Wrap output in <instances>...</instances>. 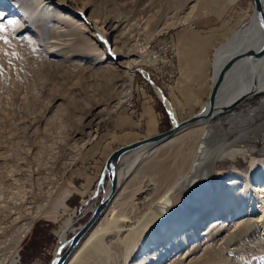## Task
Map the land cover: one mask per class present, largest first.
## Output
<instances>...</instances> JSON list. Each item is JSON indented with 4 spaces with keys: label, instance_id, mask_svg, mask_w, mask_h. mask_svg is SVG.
Returning a JSON list of instances; mask_svg holds the SVG:
<instances>
[{
    "label": "rangeland",
    "instance_id": "obj_1",
    "mask_svg": "<svg viewBox=\"0 0 264 264\" xmlns=\"http://www.w3.org/2000/svg\"><path fill=\"white\" fill-rule=\"evenodd\" d=\"M0 1H2L0 2V11L6 7V4L4 6L5 2H13V0ZM16 1L13 2L15 5L13 18H16L12 21L15 23L17 19L19 20L13 26L7 27L5 32L0 33V35L6 36L9 41L8 44H5L3 40H0V264H10V260L17 258V254H20L18 264H48L53 257L60 234L67 227L65 226L58 233L63 226V221L69 217V211L64 212L61 209L56 221L43 224V228L40 225L35 227L30 239L25 237L18 240L22 226L26 223H33L35 217L38 219L47 211L45 209L59 195V191L54 193L59 182L63 181L70 169L75 168L81 154L90 143L98 137H103V133L106 131L111 130L113 117L123 108L121 103L130 95V90H135L137 83L140 86L145 84L147 90L157 99V91L161 95L158 86L166 96H169L176 81H183L185 75L182 72L183 68H179V66L180 63H183L184 57H178L180 48L176 46V65L171 77L169 76L171 69L167 65H161L156 73L153 72V45L160 52L161 43L159 41L167 42L169 40L172 42L170 38L176 40L178 32L187 29V25L192 27L193 23L197 26L203 17H205L204 19L206 17L213 20L219 19L218 22H223V24L233 19L236 27L231 28L232 32L227 37L229 38L235 29H241L250 24L255 15V7L254 0H235L228 5H223L225 0H214L216 2L187 0L186 5L182 4L175 8H169L173 4H170L171 0H63L69 4V12L86 8V13L82 15V18H89L106 32H110L117 26V34L120 33L117 40L128 42V47L136 53L135 58H138L137 55L140 54L139 48L142 43L146 42L151 62L137 63L134 68L133 81L130 82L125 75L117 74L113 67L106 68L105 62L100 63L96 61V58L89 57L88 54L93 52L102 56L101 53L106 52L104 46L100 45L99 50L89 53L74 51L72 50L74 46L70 44L60 43L55 47L47 45L48 41L53 38L57 41L60 39L59 42L64 41L66 36L68 38L70 33L68 30L72 24L67 23L63 16L58 15L49 7H44L45 10L43 8L35 16H31L30 10L27 11L26 8L31 6L35 0ZM195 3L196 6L192 10L190 5ZM180 16L183 17L182 20L177 18ZM166 23L171 24L166 28L164 26ZM4 24L7 25V22ZM26 24H30V26L22 34L15 32V27ZM74 27L81 32L85 41L89 42V31L78 26ZM162 28L165 29L159 32ZM50 29L54 30L55 37ZM58 30L64 33L58 34ZM55 34L59 35V38ZM61 35H63L62 38ZM68 45L69 47H67ZM83 53L86 55L84 56ZM161 53L168 57L172 55L163 50ZM71 57L73 58L71 59ZM74 66L77 68L74 69ZM142 66H145L143 70ZM101 68L103 70H100ZM211 69V77H213V66ZM147 76L154 81L155 86ZM134 96L137 110L136 113H131L135 114L133 116L136 121L137 119L140 121L139 127L144 131L147 124L142 117L139 102L141 100L138 101L135 91ZM166 102H168L167 99ZM204 104L205 102L202 105L204 106ZM168 106L170 107V105ZM202 107L196 109V112ZM181 114L184 117L180 118L177 114L179 123L192 115L186 116L184 112ZM162 119L166 127L169 125L171 127L172 121L169 113L168 116L162 114ZM196 125H190V129L185 128L172 138L159 143L155 147L156 150L144 159H148L146 163L144 161L136 163L129 172L125 160L120 164V189L113 199L111 208L114 207L117 217L119 215L122 219L126 217L128 222L123 221L125 223L123 226L120 225L122 221L115 222L119 227H123L124 231L122 228L118 230V226L116 227L114 224L108 229L110 231L106 230L102 233L106 245L113 251L121 242V238L128 232L129 225L135 223L139 219L138 216L140 217L148 208L151 207L163 215H170L188 194L201 187L203 179L208 177L209 181L216 180L218 176L216 169L223 173L226 171L249 172L251 169L249 161L252 157L264 158V91L256 93L252 97L250 95V98L242 102L237 109L222 113V115L218 114L210 121ZM197 127L200 132L202 129L205 131L206 138L197 135L188 138L182 144H176L175 141H178L179 136L181 138L183 134L191 129H197ZM192 144L194 153L198 145L203 144V153L199 154L196 159L199 160V163L194 166L192 177L176 188L169 199L162 202V198L159 199V197L170 184L164 175L166 176L169 170L173 171L174 169H170L172 164H168L164 172L155 169V166H151L152 159H161L167 163L175 162L177 158H181L179 155L187 152ZM157 148L160 150L157 151ZM143 151L140 154H143ZM135 155L137 154H130L129 159L134 158ZM107 182L108 177L105 181L106 186ZM101 186L99 182L98 191ZM96 194L97 192H95V196ZM254 194L256 195L255 201L249 205L247 211L249 216L253 217L258 214L262 216L258 222V234L260 240L264 242V210L261 213V198H259L261 194ZM79 199L78 195L76 197L73 195L69 200V202H73V206L75 203L77 207L74 206L77 210L75 213H78L76 225L84 223L91 214V210L81 211L82 200L79 202ZM262 205L264 209V202ZM241 216L242 213L234 215L226 211L225 216L220 218L217 223L235 233L234 224L240 222ZM70 217L73 220L70 226L72 229L75 216L73 217L71 214ZM212 223L213 219H209V222L195 229L196 237L193 239L188 237V242L178 250H168L164 247L160 251L155 246L152 247L149 249L152 259L149 257L147 262L153 264L157 260H162L161 264H168L172 257L178 258L180 255L183 259H190L193 257L194 251L200 252L203 247L209 244L212 234L216 236L215 241L217 240L218 244L223 243L225 240H218L223 232L207 235V231L212 228ZM242 223L245 224L246 221ZM242 223L241 225H244ZM69 232L68 238L72 235ZM116 243L118 244L116 245ZM164 255L167 256L164 257ZM251 258L253 259L254 255ZM259 258L261 264H264V250L260 252Z\"/></svg>",
    "mask_w": 264,
    "mask_h": 264
},
{
    "label": "bare ground",
    "instance_id": "obj_2",
    "mask_svg": "<svg viewBox=\"0 0 264 264\" xmlns=\"http://www.w3.org/2000/svg\"><path fill=\"white\" fill-rule=\"evenodd\" d=\"M186 1L187 0H173V1L171 0L170 4L172 3L173 4L171 6L169 5L170 6L169 8L179 7L182 4L186 5ZM216 1L212 0V2H216ZM234 1L235 0H225V3L223 5L231 4ZM13 2L11 1V3L9 2L4 3V6L6 4V7L0 11V24H4L8 20H14L16 18V17L13 18L15 16L13 15V12L15 11L14 9L15 5ZM263 5H264V0H263ZM195 6L196 3L190 5V8L194 10L193 8ZM44 7L52 8V10H54L55 13L63 16V18L66 19L67 23L72 24L70 25L72 27H70L68 30L70 31V33L68 34V38L66 36L65 39L63 38L64 41L62 40L59 42L60 39L57 41L54 38H53L54 40L51 39L50 37L51 40L49 41L47 40L49 43L47 45H50L51 47H55L58 46V44L60 43L66 45L70 44L71 46L72 45L74 46L73 49L70 47L74 51L77 50V51L89 52V53H92V51L94 50H99L100 45L104 46L105 48L104 51L106 52L105 53L102 52L101 53L102 56H98L95 52H93L92 54H88L89 57L91 58L94 57V59L96 58V61L100 63L105 62L106 64L104 65L106 66V68L113 67L117 74L125 75L130 82L133 81L134 68L136 64L140 62L150 61V51L147 50L148 46L146 45V42L142 43L141 47L139 48L140 54L137 55L138 58H135L134 55H136V53L132 51L130 47H128L127 45L128 42L126 41L122 42V40L120 39L117 40V37L120 34V33L117 34L118 31L117 26L114 27L112 30L109 28L111 31L106 32V30L104 31L93 21H90L89 18H82V15L86 13L87 10L86 8L75 9L74 12H69L68 10L69 4L63 0H35L34 3L31 4V6H29L28 8L26 7L24 8H26L27 11L30 10L31 16L32 15L35 16L36 13H38V11H40ZM45 9L46 8H44L43 10ZM24 17L26 16L24 15ZM29 18L32 19V17ZM177 18H179L180 20L183 19V17L181 16ZM18 20L19 19H17V22ZM170 24L166 23L164 26H166L167 28V25ZM29 26L30 24L22 25L19 27L17 26L15 27V32L17 34H22L23 31L27 29ZM74 26H78L84 29L85 31L86 30L89 31L90 39L87 37L89 39L88 40L89 42L85 41L86 39L83 38L81 32ZM192 26L193 28L196 27L195 24H193ZM54 28L56 29V26ZM163 29L165 28H162L159 32L163 31ZM58 31H59L58 34L62 33L60 32V30ZM64 32H67V30L66 31L64 30ZM69 35H71V37H69ZM53 36H54V32H53ZM58 36L59 35H56L57 38H59ZM62 37L63 35H61V38ZM171 43L173 44L175 51L176 45L173 42ZM263 44H264L263 24L261 23L260 17L255 14L251 19L250 24L237 30L235 34L229 39V42L226 43L224 46H222V48L216 55L218 57L215 61L216 62L215 65L216 69H214L215 72L219 73L220 67L222 63L225 61V59L231 57V55L236 53V51L248 50L252 52L261 48ZM67 47H69V45ZM47 48L49 47L47 46ZM85 55L86 54H84V56ZM152 57L154 58V68H156V65H158L157 61L159 60L157 53L155 54V52L153 51ZM175 57H176V53L175 56L172 57L173 60ZM72 58L73 57H71V59ZM86 58L88 57L86 56ZM70 62H72V60ZM175 65L176 63L174 64L173 67H175ZM97 66L99 67V64ZM142 67L143 68L141 69L143 70L145 66ZM76 68L77 67L74 66V69ZM100 70H103V68H101ZM231 72L232 73L229 75L227 81L222 87L223 88L222 95L218 100V104L229 105L230 103L236 101L237 98H239L242 95H247V98L244 99L243 101H240L237 107H234L230 110L218 112L213 117H209L206 119L202 118L197 122L190 123L191 126H194L199 123L202 124L206 123V121H210L211 119L215 118L218 114L222 115V113L231 112L234 109H237L242 104V102L249 99L250 95L252 97L254 94L264 91V58L258 61L256 64L251 65V63L249 62V66L247 65V62H241L237 64L235 69H233ZM143 74L144 76H146L145 72H143ZM153 85L155 86V83ZM157 86L155 87V89L157 88ZM158 89L161 91V95L159 96H161V99L165 103V106H167L170 109V107L168 106L169 104H167L166 102L167 99L166 94H164V91L161 89V87L158 86ZM133 95H134V91L130 90V95L127 96L126 99H124L123 102L121 103V106L125 108L127 107L130 112H132V110L131 108H129L127 103L130 101L129 99ZM199 111H197L193 115L197 114ZM172 115L174 121L172 119ZM172 115H171V121H173V126L181 125L185 120L193 116L191 115L189 118L181 120V122L179 123L175 109L172 110ZM190 125H184L179 127L175 131V133H173L171 136L167 137L166 139L159 141V143L169 138H172V136H174L176 133L185 130V128L187 130L190 129L191 128ZM198 128L199 127H197V129H191L190 131L183 134L181 138L179 136L178 141L177 140L175 141L177 142L176 144L177 145L182 144L188 138L195 137L197 135H201L205 138L206 137L204 133L205 131H203L202 129V131L200 132V129ZM159 143L157 144L150 143L147 145H143L138 148H135L134 150H130L122 155L118 167L119 179H118L117 191L108 202L102 214H100L96 218L93 225L80 237L81 238L80 241L69 253L68 257L63 262V264H149V262H147V259L149 257H151L152 259V255H149V249L155 246L160 251L161 248L164 247H166L168 250L169 249L178 250V248H181L188 242L187 241L188 237L190 239L196 237L195 229H198L202 225L209 222V219H213V223L211 224L212 228L209 231L206 230L207 235L210 236V234L212 233L219 234L220 232H223L221 233V236H219L218 240H225V241L221 244H218L217 240L215 241L216 236L212 234L211 235L212 239L211 240L209 239L210 240L209 244L206 247H203L200 252L194 251L193 257H191L190 259H183L182 257H180L181 255L178 256V258H175L174 256L170 259V262L168 264H261L262 262H260L259 254L262 250H264V242L260 240V235L258 234L259 232L258 222L259 220L262 219V216L258 214L252 217L248 215V211H247L249 205L253 204L255 201L254 198L256 197V195L254 193L261 194V196L259 197L261 198L260 200L262 206L261 213L264 210L262 205V203L264 202V158H259L256 156L252 157V159L249 161V166L251 167L249 172L226 171L223 173L222 171L216 169L215 171H217L218 174L217 179L214 181H209L208 177L203 179L204 181H202L203 183L201 187L196 189V191L192 192L191 194H188L182 200V202H180L177 205L175 211L170 215L160 214L156 210L151 209V207L148 208L147 210L145 209L146 211L140 217L138 216L139 219H137L135 223H131L129 225V228L127 229L128 232L124 237L121 238V242L119 244L116 243V245L118 244L116 250L114 249L113 251L111 247L106 245L104 240V235H102V233L108 230L109 228H111L114 224H116L115 222H118L119 220L122 221L120 225L122 226L125 225L123 221L127 219L126 217H124V219L120 218V215L117 217L115 213L116 211L114 212V207L111 208L113 199L116 197L120 189L119 187L121 180L120 164L122 163L123 160L127 158L125 160V164L126 163L128 164L129 167L128 170L130 171L131 168H133V166L136 163L138 162L140 163L141 161H144L146 163L148 159L147 160L144 159L147 156L151 155V152L153 153L156 150L155 147L158 146ZM192 145L189 146L187 152H183V154L179 155L181 156V158L179 159L177 158L175 162L172 161L170 163H167V161H163L161 159H158L159 161L157 160V158L152 159L151 166H155V169H159L162 172H164L165 169L168 167V164L170 165L172 164L173 167L171 165L170 169L172 168L174 169L173 171L167 170L168 172L166 176L164 175L165 179L169 180L168 182H170V184L159 197V199L162 198L161 199L162 202H165V200L169 199L172 196V193L176 190V188L181 186L182 183H184L185 181H187V179L192 177L193 168L199 163V160L196 159L198 158L199 154L203 153L202 152L203 144L198 145V148L195 151V153L193 148L194 145L193 146ZM159 150L160 149H158L157 151ZM142 151L143 154H140ZM130 154L131 155L137 154V155H135L134 158L132 157L129 159ZM144 168L146 169V167ZM103 171L104 172L102 177H104L105 180H102L101 177L100 184L102 186L100 188V191L97 190L96 196L94 195L93 197L85 199L81 202L82 210L88 211L89 209L92 212L93 209L97 206V203L100 201L99 198L101 199L102 196L108 192L109 185L107 182V186H106L105 181L107 177L109 179V175L106 172L105 167ZM158 173H160V171ZM226 211L231 212L234 215H240L242 213V216L240 217V222L234 224V226L236 227L235 233H232V231L227 229L224 225L217 223V221L220 218H223L225 216ZM73 217L75 220L74 222L75 227L73 226V228L71 229L70 226L73 220L72 217L68 218L66 221L67 227L60 234L61 242L63 243L65 242L67 243L68 239H70L67 236L70 229L71 232H69V234L76 232L77 229L81 226V224L76 225V219L78 218V213L76 214L74 211ZM243 221H246V223L245 224L242 223ZM241 223L244 225H241ZM31 225L32 222L26 223L25 225L22 226V230L18 235V240H20L24 236V234L27 232V230L30 228ZM116 227L118 228V230L122 228V230L124 231L123 227H119L118 223L116 224ZM224 228L226 229L225 231L222 230ZM188 251L191 250L188 249ZM253 255L254 258L252 259L251 257ZM165 256L167 255H164V257ZM19 260H20V254H17V258L16 257L12 258L10 260V264H18ZM162 262H163L162 260H157L155 263L153 262V264H161Z\"/></svg>",
    "mask_w": 264,
    "mask_h": 264
},
{
    "label": "crops",
    "instance_id": "obj_3",
    "mask_svg": "<svg viewBox=\"0 0 264 264\" xmlns=\"http://www.w3.org/2000/svg\"><path fill=\"white\" fill-rule=\"evenodd\" d=\"M204 18L197 23L196 27L193 28V26L187 25V29H182L178 32L175 38L176 40L170 38L176 44L177 48H180L178 49V57H184L182 60L183 63H180L179 68H183L182 72L185 75L182 82L176 81L172 92L167 96V104L171 108L169 109L165 106L158 91V98L156 99L154 94L147 90L145 84L140 86L137 83L134 91L137 93L138 101L141 100L139 101L142 110L141 113L147 124L145 130H141L139 127L141 125L140 121L138 119L136 121L129 109L123 107L113 117L111 130L103 133V137H98L93 140L84 153L81 154L75 168L68 171V177L66 178L67 175L64 177L63 181L67 180L65 182L62 181L63 184L61 186L60 184L62 182H59L56 187L57 190L55 191H59V195L45 209L47 211L42 216L38 219L36 217L34 218L32 225L22 239L25 237L30 239L35 227L39 225L42 227L43 224H50V222L56 221L57 216L62 211L61 209L64 212L66 210L69 211L70 215L67 217L71 218V214L77 208L75 203L74 208L72 205L73 202H69L73 195L75 197L76 195L79 196V202L80 200L83 201L93 197L99 188L98 185L104 172L107 156L112 150L122 146V144L138 140L145 136H153L161 131L170 129L173 126V121L171 127L170 125L166 127L162 119V114H167L168 116L169 113L171 116L172 110L176 109L175 111H177V114L181 118L184 117L181 113L184 112L186 116L193 115L196 109L198 110V108L203 106L202 104L211 91V67L213 66V69H216L215 61L218 57L216 55L222 46L228 43L229 39L239 30L235 29L233 34L227 38L232 32L231 28L234 29L236 27L232 18L228 23L224 22L225 24L218 22L219 19ZM126 165L128 164L126 163ZM127 171L129 172L128 169ZM67 219L63 221V226L59 229L58 233L66 226L65 221ZM32 227L33 229H31ZM25 243L28 245L27 242Z\"/></svg>",
    "mask_w": 264,
    "mask_h": 264
},
{
    "label": "water",
    "instance_id": "obj_4",
    "mask_svg": "<svg viewBox=\"0 0 264 264\" xmlns=\"http://www.w3.org/2000/svg\"><path fill=\"white\" fill-rule=\"evenodd\" d=\"M254 7H255L254 13L260 17L264 30L263 0H254ZM263 58H264V44L262 45L261 48L252 52L248 50L236 51V53L232 54L231 57L225 59V61L222 63L220 67L219 73H216L215 70L213 69L214 75L212 77L211 92L205 101L204 107L201 108L197 114L185 120L181 125H174L169 130L161 131L157 135L145 136L143 138H139L138 140L122 144V146L112 150V152L107 156L108 158L105 163L106 172L109 175L108 192L102 196L100 201L97 203V206L91 212L90 216L84 221V223L81 224V226L77 229V231L72 233L67 243L61 242V238L59 237V241L53 253V257L48 262V264H63V262L68 257L69 253L80 241L81 239L80 237L93 225L96 218L100 214H102L108 202L117 191L118 179H119L118 167H119V162L124 153L150 143L157 144L159 143V141H162L167 137L171 136L181 126L190 125V123L197 122L202 118L206 119L209 117H213L218 112L230 110L234 107H237L240 101H243L244 99L247 98V95L240 96L239 98H237L236 101L230 103L229 105H225V104L220 105L218 104V100L222 95L223 85L225 84L229 75L232 73L231 71L235 69L237 64L241 62H247V65L249 66V62L251 63V65L256 64L258 61H260ZM148 79L150 80L151 83L154 84V81L151 78L148 77ZM102 180H105V178L102 177Z\"/></svg>",
    "mask_w": 264,
    "mask_h": 264
},
{
    "label": "built area",
    "instance_id": "obj_5",
    "mask_svg": "<svg viewBox=\"0 0 264 264\" xmlns=\"http://www.w3.org/2000/svg\"><path fill=\"white\" fill-rule=\"evenodd\" d=\"M161 49H160V52L157 50V48L153 45V51L155 52V54L157 53L158 55V58L159 60L157 61L158 62V65H156V68H154V73H156L158 71V68L160 69V66H169V68L171 69V72L169 73V76H173L172 72H173V66L175 64V61L176 59L172 57L175 56V51H174V47H173V44L169 41L165 42V41H159ZM161 50H163L164 52H168V53H171L172 55L170 57H168L167 55L165 54H162L161 53ZM163 57V58H162ZM130 101L127 103V105L129 106V108H131L132 112H136L137 108H136V98L135 96H131ZM89 210V209H88ZM81 211H83L81 209ZM85 212H87V210H84Z\"/></svg>",
    "mask_w": 264,
    "mask_h": 264
},
{
    "label": "snow or ice",
    "instance_id": "obj_6",
    "mask_svg": "<svg viewBox=\"0 0 264 264\" xmlns=\"http://www.w3.org/2000/svg\"><path fill=\"white\" fill-rule=\"evenodd\" d=\"M13 25H14V21H12V20H8L7 21V25L0 24V33L5 32L7 30V27H10V26H13ZM0 40H3V42L5 44H8L9 43L7 37L6 36H3V35H0Z\"/></svg>",
    "mask_w": 264,
    "mask_h": 264
}]
</instances>
